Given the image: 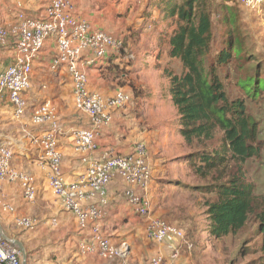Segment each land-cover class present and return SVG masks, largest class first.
Here are the masks:
<instances>
[{
    "label": "crops",
    "instance_id": "0c3cea01",
    "mask_svg": "<svg viewBox=\"0 0 264 264\" xmlns=\"http://www.w3.org/2000/svg\"><path fill=\"white\" fill-rule=\"evenodd\" d=\"M0 0V25L9 26L15 24L17 15L24 12L27 16L33 18H44L45 9L50 0L38 2L36 0ZM75 7L74 16L79 20L87 22L91 29L101 30L115 37L132 36L129 28L134 25V12H145L148 5L142 3V0H71ZM163 0H161L162 2ZM159 5L150 4L151 15H136V20L142 22L152 20V23H159L160 26L169 24L161 19V12L164 11L161 3ZM164 14V13H163ZM164 16V15H163ZM170 27V26H169ZM160 32V34L158 33ZM169 32L157 31V44L161 47L164 36ZM128 38V37H127ZM155 55L160 51V48ZM158 48V47H156ZM56 51L54 40H48L43 50L35 59L31 79V88L26 93V99L29 106L35 103L37 107L40 103L49 101L57 111L61 125V132L58 137L59 151L62 155V170L67 183L78 180L87 170L92 161H101L114 155L128 156L132 153L135 146L139 143H145L149 150V160L152 167L153 180L151 188L148 191V197L151 199V214L153 217L161 218L163 209L166 207L164 199L159 197L157 192L158 182L168 180L164 178L168 171L166 166L171 165L173 174L182 176L184 164L181 168L177 157L165 160L163 150L164 131L161 128L151 126V116L146 108L149 106L146 101L134 100L113 113V122L103 127L97 138L98 149L91 154H82L75 150L73 133L79 128H89V118L79 113L74 106L72 82L64 70L58 73H52L50 64ZM0 57V63L3 62ZM119 54L110 52L106 58L98 61L95 66L87 69L89 88L93 92L109 97L114 95L119 88L115 80L118 70L123 67L129 68L131 63H125ZM159 61V60H158ZM161 62V61H159ZM168 66H174V60H163ZM124 64V65H122ZM145 66V65H144ZM163 68L162 72L165 69ZM167 80V79H166ZM168 81V80H167ZM130 93V92H128ZM168 99L171 97L168 90ZM9 101L7 97L0 98V107L4 102ZM12 106V105H11ZM3 109H0V115ZM155 123V122H152ZM175 132L180 136V121L175 123ZM7 124L2 129L7 130ZM0 128V140H5L14 144L17 142L19 134L2 131ZM182 138V136H180ZM168 138V137H167ZM166 139V138H165ZM13 140V142H12ZM28 145V142L25 143ZM26 148H29L27 146ZM37 150V149H36ZM32 154L38 153L31 146ZM25 149L23 150V154ZM27 157H30L28 154ZM184 162V161H183ZM167 164V165H166ZM37 169L39 168L35 164ZM20 172L30 175L38 187V197L35 203L23 201L21 197L22 187L19 183H5L4 191L16 210V214L30 217L36 220L37 225L33 230H27L16 226L14 215L4 212L0 215V227L5 237L9 241H19L26 252L27 264H123L119 261H105L97 253L82 256L79 253V244L81 242H93L94 226L88 224L87 227L81 228L76 217L67 211L61 201L53 195L47 184L45 171L39 170L45 176V189L48 193L41 194V182L37 183L36 176L32 169H20ZM178 170V171H177ZM161 176V178H160ZM179 176V177H180ZM178 177V178H179ZM21 191V192H20ZM142 195L141 191L122 181L119 177L108 185L104 192L105 204L100 203L99 197L90 198L85 201V208L99 206L103 210L101 219L98 221L100 232L108 237L114 244L128 242L132 246V255L138 264L143 263V257L151 256V260L159 255L168 259L172 255L173 246L170 240L163 244H156L149 240L147 235V219L141 217L137 208L130 203L134 196ZM158 202H160L158 204ZM56 221L54 224L53 221ZM180 261H171L169 264H188L191 256L184 253ZM133 257L129 264L132 262ZM246 262H244L245 264Z\"/></svg>",
    "mask_w": 264,
    "mask_h": 264
},
{
    "label": "built area",
    "instance_id": "2783aa9c",
    "mask_svg": "<svg viewBox=\"0 0 264 264\" xmlns=\"http://www.w3.org/2000/svg\"><path fill=\"white\" fill-rule=\"evenodd\" d=\"M234 1L248 8L264 6V0ZM74 12L75 7L71 0H50L44 18H33L20 12L15 24L0 25V48L7 47L11 40L15 44L12 61L5 67H0V98L9 99L17 120L24 117L29 108L26 93L31 88L35 59L45 43L54 40L56 51L50 69L52 73L66 70L72 82L75 109L90 121L89 128L74 131L75 150L82 154H91L98 149L97 138L101 129L113 122L114 111L126 107L132 96L124 90L109 97L93 92L89 88L87 69L106 58L110 52L119 54L128 62L135 60V55L127 50L124 37H115L101 30L94 31L87 22L74 16ZM122 52H125L124 56L121 55ZM30 122L40 131L36 133L23 130V134L39 153L37 165L45 171L51 192L76 217L81 228L90 223L94 226L93 242H81L78 247L80 255L97 253L105 261H119L123 264H129L132 258V246L128 242L114 244L100 232L98 221L103 214L102 208H85L83 204L97 196L100 203L105 204V189L116 177L141 191L142 195L132 197L130 203L137 208L141 217L147 219L149 240L156 244L170 240L174 245L168 259L159 255L151 260V264L179 262L184 251L193 250V244L182 230L151 214L148 191L153 176L149 150L145 143L137 144L128 156L114 155L105 160L92 161L78 180L67 183L58 146L61 125L53 104L46 101L35 107ZM13 161L11 143L0 140V215L8 212L14 215L16 226L33 230L37 225L36 220L16 214L4 191L5 183H19L28 203H35L38 197V187L33 178L17 170ZM53 222L56 223L55 220ZM0 264H22V252L4 238L1 230Z\"/></svg>",
    "mask_w": 264,
    "mask_h": 264
},
{
    "label": "trees",
    "instance_id": "16d2710c",
    "mask_svg": "<svg viewBox=\"0 0 264 264\" xmlns=\"http://www.w3.org/2000/svg\"><path fill=\"white\" fill-rule=\"evenodd\" d=\"M161 3L163 21L169 23L172 31L162 37L164 42L155 57L177 59L183 65L181 73L167 66L164 75L180 121L179 134L190 149L184 171L206 182L193 187L196 192L214 198L204 203L206 233L212 241L225 243L242 231L254 214L261 236L258 250L261 256L258 261H250L248 253L242 251L240 260L246 264H264V204H258L256 188L247 181L245 169L248 161L259 157L264 150L259 139L261 131L248 112L246 99L230 98L227 77L221 72L230 66L233 55L242 51V41L236 40L246 36L239 33L241 22L232 9H226L220 24L226 29L227 39L215 54L217 41L210 2L163 0ZM236 84L253 99L264 91V81L257 78L247 77ZM218 135H221L220 145L208 150L209 143ZM176 180L180 187L181 179Z\"/></svg>",
    "mask_w": 264,
    "mask_h": 264
},
{
    "label": "rangeland",
    "instance_id": "374dc122",
    "mask_svg": "<svg viewBox=\"0 0 264 264\" xmlns=\"http://www.w3.org/2000/svg\"><path fill=\"white\" fill-rule=\"evenodd\" d=\"M27 1L28 0L25 2ZM36 1L45 2L44 0ZM206 1L212 4L214 38L217 41L215 54H217L218 49L223 47L225 44L224 41L227 39L225 35L226 29L222 28L220 24V18L225 14L226 9H232L235 17H238L241 22L240 24L242 27L239 33L242 36H246L241 39L236 37V40L242 41V51L239 55L234 54L230 66L221 70V72L223 76L227 77L226 86L230 98L240 97L246 99L248 112L257 122L261 131L259 139L260 142L263 143L264 149V91L261 92L259 98L253 99L246 96L245 92L236 84L239 80L246 79L247 77L264 81V6L248 8L245 5L236 3L234 0H223L221 2H219V0L218 2H215L216 0ZM160 2L161 0H142V3L148 5L145 12H134L135 24L129 28L133 34L130 37L127 36L128 38L124 37V41L127 50L135 55V60L129 62L131 64L128 69L127 66H125L122 70H118V75L115 76L114 81H117L120 86L119 88H121L120 90L130 92L132 96L131 101L139 100L148 102L149 106L146 109L150 111V113H154V115L151 116L150 125H156V127L161 128L165 133L163 137V142L165 143V145L163 144L165 147L163 156L165 160L177 157L181 160L180 165L182 168L190 149L185 146L184 139L175 132V123L178 121V116L175 108L168 99V94L166 93V90H168V81L166 80L164 72H162V69L166 68L167 65L165 62H162L163 60L151 56L155 55L160 47L157 44V31L160 30L171 33L172 30L169 24L163 25V27L160 26L162 20L157 23V25L156 23H152V20L146 21L144 19L142 22L136 20V15L142 13L151 15L152 12H150L151 8L149 5H159ZM163 13L164 11L160 13L161 19L164 17ZM138 18L145 17L139 15ZM174 26L175 25H173V27ZM158 33L160 34V32ZM161 36L163 37L162 34ZM13 42L14 40H11L7 47L0 48V57L3 59V62L0 63V67H5L12 61L15 50V44ZM121 55L124 56L125 52H122ZM174 62L175 65L173 69L176 73H181L183 70L182 63L177 59H174ZM125 63H128V60H125L124 64ZM64 71L66 72V70ZM117 91H119V89H117ZM34 104L35 103L29 106L23 118L17 120L13 115L11 103L4 99L0 107V109H3L0 115V123L3 127L5 123L8 126L7 130H5V128H0L4 132L7 131L6 135L11 134L10 132L19 134L17 142L14 141V144H11L14 151L13 165L20 169H23L22 167L32 169L31 172L35 174L37 183L39 180L41 182V194L43 196L49 191L44 187L45 173L42 171L44 173L42 174L39 168L37 169V167H35L39 153L32 154L31 145L23 134V130H31L36 133L40 131L30 122L31 114L36 106ZM220 137L221 135H218L213 142L209 143L208 150L220 145ZM26 142H28V145H25ZM27 146H29V148H26ZM24 149L25 153L23 154ZM35 151L37 150L35 149ZM28 154L30 157H27ZM165 169L168 171V174H166L164 178L169 179L159 181L157 184L159 187L157 190L159 197L166 202V207L163 209L164 214H160V216L162 220L182 230L186 234L188 241L193 244L194 247L191 252L184 251L182 253V256L185 255L184 253L191 256L189 257L190 261L188 264H231L232 261L234 262L232 264H244V262L240 260L242 259L240 258L242 251L248 253V260H259L261 255L258 250L261 244V236L258 234V224L254 214L251 215L247 226L238 234L231 236L225 243L212 241L206 233L208 223L206 220L204 203L208 198L211 200L214 198L211 196L206 197L200 191L196 192L193 188L197 185H205L206 182L195 177L192 172L188 170L184 171L182 176H180V174L179 177L177 174H173L171 165L166 166ZM245 169L247 181L253 183L256 188V194L259 197L258 204L263 205L264 150L259 157L248 161ZM178 177L182 182L180 187L175 184ZM21 197L23 201H25L23 193H21ZM159 203L160 202H158V204ZM151 256L143 257V263L150 264ZM132 260L135 264L140 263L137 260L135 261L134 257Z\"/></svg>",
    "mask_w": 264,
    "mask_h": 264
},
{
    "label": "water",
    "instance_id": "95a60500",
    "mask_svg": "<svg viewBox=\"0 0 264 264\" xmlns=\"http://www.w3.org/2000/svg\"><path fill=\"white\" fill-rule=\"evenodd\" d=\"M0 230L2 231L1 227H0ZM4 234V233H3ZM4 238L9 241L5 235H4ZM10 242V241H9ZM14 245H16L20 251L22 252V264H27V256H26V252H25V249L23 247V245L19 242V241H11Z\"/></svg>",
    "mask_w": 264,
    "mask_h": 264
}]
</instances>
